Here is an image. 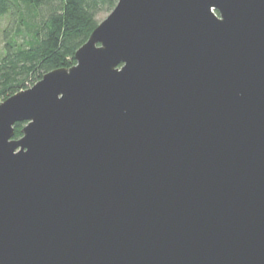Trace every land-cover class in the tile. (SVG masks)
Returning a JSON list of instances; mask_svg holds the SVG:
<instances>
[{"label": "water", "instance_id": "water-1", "mask_svg": "<svg viewBox=\"0 0 264 264\" xmlns=\"http://www.w3.org/2000/svg\"><path fill=\"white\" fill-rule=\"evenodd\" d=\"M75 59L0 104V264H264V0H119Z\"/></svg>", "mask_w": 264, "mask_h": 264}, {"label": "trees", "instance_id": "trees-1", "mask_svg": "<svg viewBox=\"0 0 264 264\" xmlns=\"http://www.w3.org/2000/svg\"><path fill=\"white\" fill-rule=\"evenodd\" d=\"M119 0H0L4 48L0 55V104L31 88L45 74L76 64L75 54ZM22 42H19V39ZM25 125H15V138Z\"/></svg>", "mask_w": 264, "mask_h": 264}, {"label": "rangeland", "instance_id": "rangeland-1", "mask_svg": "<svg viewBox=\"0 0 264 264\" xmlns=\"http://www.w3.org/2000/svg\"><path fill=\"white\" fill-rule=\"evenodd\" d=\"M110 14L109 13H103L99 16V20L102 22L104 21ZM7 25V21L2 23V26L0 27V55L3 53V48H4V40H3V31ZM19 42H22L21 38H18ZM24 125L26 123H23ZM18 139V138H17Z\"/></svg>", "mask_w": 264, "mask_h": 264}]
</instances>
